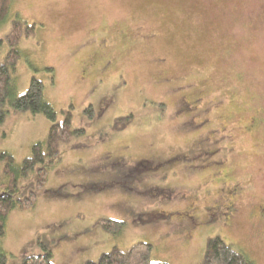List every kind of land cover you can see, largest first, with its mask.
Masks as SVG:
<instances>
[{
    "label": "rangeland",
    "instance_id": "rangeland-1",
    "mask_svg": "<svg viewBox=\"0 0 264 264\" xmlns=\"http://www.w3.org/2000/svg\"><path fill=\"white\" fill-rule=\"evenodd\" d=\"M15 14L35 28L18 46L14 93L34 74L83 132L61 142L34 205L7 213L5 264L41 252L38 241L54 264L135 241L151 243L152 261L204 264L208 235L264 264V0H12L0 36ZM4 108L0 148L19 163L49 120ZM105 217L124 222L118 233L96 223Z\"/></svg>",
    "mask_w": 264,
    "mask_h": 264
},
{
    "label": "trees",
    "instance_id": "trees-1",
    "mask_svg": "<svg viewBox=\"0 0 264 264\" xmlns=\"http://www.w3.org/2000/svg\"><path fill=\"white\" fill-rule=\"evenodd\" d=\"M11 1L0 0V22L6 16ZM10 19L8 29L0 36V45L3 40L7 43V49L0 57V124L5 119L4 107H10L13 111L41 113L49 120V124L44 138L33 142L30 152L23 156L19 163L8 150L0 148V236L5 233V218L11 209L25 210L34 205L37 191L44 186L48 172L61 157V142L71 135L83 132V127L71 126L72 104L57 112L50 102L44 99L43 83L34 74L30 76L24 92L14 93L12 82L20 55L18 46L22 38L34 33L35 24L27 22L17 14ZM47 69L51 70L52 67ZM85 109H90V106ZM132 118L133 114L130 112L115 116L111 128H124ZM60 188L54 189L52 194H60ZM96 223L104 231L116 234L124 222L105 217L99 218ZM37 243L42 251L25 255L21 264H54L51 261V249L40 241ZM151 248V243L145 241L132 242L126 248L112 245L108 250L101 252L97 259H88L85 264H168L150 260ZM5 259V251L0 248V264H5ZM203 261L204 264H253L243 252L232 248L218 235L206 237Z\"/></svg>",
    "mask_w": 264,
    "mask_h": 264
},
{
    "label": "flooded vegetation",
    "instance_id": "flooded-vegetation-1",
    "mask_svg": "<svg viewBox=\"0 0 264 264\" xmlns=\"http://www.w3.org/2000/svg\"><path fill=\"white\" fill-rule=\"evenodd\" d=\"M193 103H195V102H193ZM186 105H187V102L185 103ZM190 113H191V111H190ZM207 119V118H206ZM258 125H259V119L257 118V117H254V116H249L248 117V121H247V123L246 124H244V127L248 130V131H253L254 129H256L257 127H258ZM202 140H205V139H203V138H201ZM202 143V142H201ZM201 143H198V146H200L201 145ZM211 152V151H210ZM144 159H146V158H144ZM146 160H148L149 162H150V159H146ZM162 160V163H161V161L159 160H157V158L155 159V158H153V159H151V163H153V162H155V164L156 165H163V163H166V162H168L169 161V159L168 158H166V159H161ZM208 163H210V161L209 162H207L206 164L208 165ZM150 169H152V168H150ZM125 174H126V172H125ZM216 174V173H215ZM127 175V174H126ZM227 187H228V185H227ZM238 191V189H237V186H235V185H231V186H229L228 187V189L226 190V192L225 193H230V192H234L235 194H236V192ZM259 206V211H260V214L263 216V218H264V203H262V204H259L258 205ZM225 208H226V215H227V213L229 212V211H231L232 209H233V207H232V205L231 204H228V205H226V206H224Z\"/></svg>",
    "mask_w": 264,
    "mask_h": 264
}]
</instances>
